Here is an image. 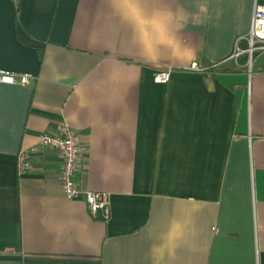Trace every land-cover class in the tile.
Instances as JSON below:
<instances>
[{
	"label": "crops",
	"instance_id": "0c3cea01",
	"mask_svg": "<svg viewBox=\"0 0 264 264\" xmlns=\"http://www.w3.org/2000/svg\"><path fill=\"white\" fill-rule=\"evenodd\" d=\"M254 3L0 0V69L30 74L0 82V264H264V55L230 58ZM63 123L108 219L63 193L56 149L17 169Z\"/></svg>",
	"mask_w": 264,
	"mask_h": 264
},
{
	"label": "built area",
	"instance_id": "2783aa9c",
	"mask_svg": "<svg viewBox=\"0 0 264 264\" xmlns=\"http://www.w3.org/2000/svg\"><path fill=\"white\" fill-rule=\"evenodd\" d=\"M264 53V5L254 3L250 18L249 29L244 34H239L234 40L230 58L237 60L245 55V65L250 70L253 61ZM214 64H201L195 59L191 60L183 69L196 72L211 70ZM28 73H17L14 71L0 69V82L26 83L29 79ZM170 78V68H156L153 73V80L166 82ZM44 147L56 149L61 156V166L58 172V180L63 193L67 197L82 195L88 211L92 216H100L101 219H108L110 215L109 193L101 190H81L73 180L74 173L79 169L84 155L85 145L82 135L75 128L63 123L58 131L48 134L41 133L36 142L28 148L20 149L17 154V169L24 172L31 167L29 156L39 152Z\"/></svg>",
	"mask_w": 264,
	"mask_h": 264
},
{
	"label": "trees",
	"instance_id": "16d2710c",
	"mask_svg": "<svg viewBox=\"0 0 264 264\" xmlns=\"http://www.w3.org/2000/svg\"><path fill=\"white\" fill-rule=\"evenodd\" d=\"M240 61L242 63V65L244 66V69H247V66L245 65V61H246V56L243 55L241 58H240ZM226 69H231V68H224V70Z\"/></svg>",
	"mask_w": 264,
	"mask_h": 264
},
{
	"label": "rangeland",
	"instance_id": "374dc122",
	"mask_svg": "<svg viewBox=\"0 0 264 264\" xmlns=\"http://www.w3.org/2000/svg\"><path fill=\"white\" fill-rule=\"evenodd\" d=\"M261 55H264V53L263 54H261ZM260 56V55H259Z\"/></svg>",
	"mask_w": 264,
	"mask_h": 264
}]
</instances>
